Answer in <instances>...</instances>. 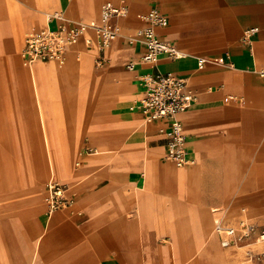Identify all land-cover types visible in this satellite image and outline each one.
I'll use <instances>...</instances> for the list:
<instances>
[{
    "label": "crops",
    "instance_id": "1",
    "mask_svg": "<svg viewBox=\"0 0 264 264\" xmlns=\"http://www.w3.org/2000/svg\"><path fill=\"white\" fill-rule=\"evenodd\" d=\"M107 2L126 10L107 22L120 29L108 47L89 29L64 62L24 64L25 35L49 25L48 14L99 26ZM151 9L168 19L156 34L183 58L143 64L144 47L128 44ZM260 71L264 0H0V154H36L24 164L38 188L0 224V264H264L248 259L264 247H226L216 231L242 220L264 228ZM157 73L196 97L177 116L192 165L166 159L165 120L130 110L139 78ZM51 180L73 204L48 214Z\"/></svg>",
    "mask_w": 264,
    "mask_h": 264
},
{
    "label": "built area",
    "instance_id": "2",
    "mask_svg": "<svg viewBox=\"0 0 264 264\" xmlns=\"http://www.w3.org/2000/svg\"><path fill=\"white\" fill-rule=\"evenodd\" d=\"M125 15L124 6L110 2L102 7V25L99 26L92 22L84 24L70 20L62 12L48 14L49 25L26 33L21 50L23 62L28 66L36 62H64L68 50L89 29L95 33L99 45L106 48L120 36L119 27L111 26L107 22L111 18H123ZM143 20L145 26L127 39L130 45L141 44L144 47L145 52L140 59L141 63L155 65L162 56L171 60H178L185 56L173 44L162 41L156 34V28H164L168 25L166 16L156 9H151ZM256 31L255 28L246 30L242 40L248 43ZM103 62V58H100L96 65L100 67ZM204 62L203 59L198 60L199 69L202 68ZM134 66L135 64L131 62L126 65V69L131 70ZM258 75L264 82V71H260ZM139 80L142 86V96L133 102L130 110L139 112L144 120H165L168 126L160 130V133L165 137L166 159L178 168L192 165L194 160L187 153L183 126L177 116L186 111L194 103L196 97L188 90L183 79L171 73L146 74ZM45 188L48 214L73 204V198L66 194L63 184L51 180ZM216 231L225 237L224 246L226 247L231 244L239 248L251 244L264 247V228L258 230L255 224L248 220H242L235 227L217 226ZM245 254H248V251H245ZM260 257H264V252L258 256L248 254L249 260H260Z\"/></svg>",
    "mask_w": 264,
    "mask_h": 264
},
{
    "label": "rangeland",
    "instance_id": "3",
    "mask_svg": "<svg viewBox=\"0 0 264 264\" xmlns=\"http://www.w3.org/2000/svg\"><path fill=\"white\" fill-rule=\"evenodd\" d=\"M18 152L20 150L18 149ZM36 154L17 153L14 155L0 154V224L5 221L10 213L25 208L29 198L38 188L30 183V170L24 164L25 156ZM8 160L10 167L4 165ZM44 186V200L47 209L46 184Z\"/></svg>",
    "mask_w": 264,
    "mask_h": 264
},
{
    "label": "bare ground",
    "instance_id": "4",
    "mask_svg": "<svg viewBox=\"0 0 264 264\" xmlns=\"http://www.w3.org/2000/svg\"><path fill=\"white\" fill-rule=\"evenodd\" d=\"M116 39H117V38H116ZM116 39H115V40H116ZM113 41H114V40H113ZM147 121H149V120H147ZM52 137H53V136H52ZM53 140H54V139H53ZM56 157H57V155H56ZM59 161H60V160H59ZM144 164H145V163H144ZM60 168H62V167H60ZM62 169H63V168H62ZM62 169H61V170H62ZM57 171H58V170H57ZM59 172H60V171H59ZM62 172H63V170H62ZM36 187H37V186H36Z\"/></svg>",
    "mask_w": 264,
    "mask_h": 264
}]
</instances>
